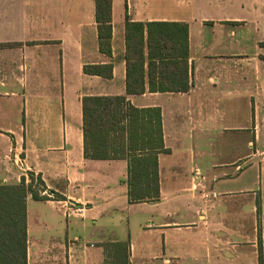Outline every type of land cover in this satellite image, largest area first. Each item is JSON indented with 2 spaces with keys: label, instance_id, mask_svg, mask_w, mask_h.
<instances>
[{
  "label": "crops",
  "instance_id": "obj_1",
  "mask_svg": "<svg viewBox=\"0 0 264 264\" xmlns=\"http://www.w3.org/2000/svg\"><path fill=\"white\" fill-rule=\"evenodd\" d=\"M110 16L103 50L94 0H0V184L32 173L53 194L27 196V264H104L117 241L129 264H264V0H111ZM126 16L188 26L189 89L126 95L160 109L168 149L139 202L126 159L83 152L81 98L126 94Z\"/></svg>",
  "mask_w": 264,
  "mask_h": 264
},
{
  "label": "trees",
  "instance_id": "obj_2",
  "mask_svg": "<svg viewBox=\"0 0 264 264\" xmlns=\"http://www.w3.org/2000/svg\"><path fill=\"white\" fill-rule=\"evenodd\" d=\"M99 46L105 50L111 35V0H94ZM188 26L183 22H135L125 17V95H87L81 98L83 152L97 160L126 159L130 202L159 196L157 153L164 147L160 109L136 107L127 94L185 92L189 89ZM89 74L111 75V64L84 68ZM45 186L29 173V182L0 184V264H27L26 199L43 198ZM52 193V192H51ZM104 264H129V242L103 244Z\"/></svg>",
  "mask_w": 264,
  "mask_h": 264
},
{
  "label": "rangeland",
  "instance_id": "obj_3",
  "mask_svg": "<svg viewBox=\"0 0 264 264\" xmlns=\"http://www.w3.org/2000/svg\"><path fill=\"white\" fill-rule=\"evenodd\" d=\"M253 177H255V176H253ZM262 181V177L260 178L259 177V174H258V179H257V182L254 184V189L256 190V191H258L259 189H260V187H261V182ZM261 182V183H260ZM40 187H37V189L39 190L38 192H39V194L40 195H42L40 192L41 191H43V190H45V189H39ZM45 191H47V190H45ZM49 194H51L52 195V198H53V194L51 193V192H49V191H47ZM43 196H46V195H43ZM47 197V196H46Z\"/></svg>",
  "mask_w": 264,
  "mask_h": 264
},
{
  "label": "built area",
  "instance_id": "obj_4",
  "mask_svg": "<svg viewBox=\"0 0 264 264\" xmlns=\"http://www.w3.org/2000/svg\"><path fill=\"white\" fill-rule=\"evenodd\" d=\"M42 195H46L47 197H49V198H52V195L51 194H49L47 191H45V190H43V191H41L40 192Z\"/></svg>",
  "mask_w": 264,
  "mask_h": 264
}]
</instances>
